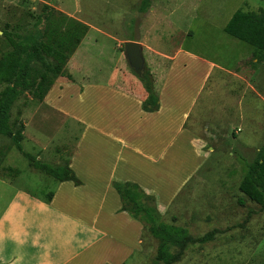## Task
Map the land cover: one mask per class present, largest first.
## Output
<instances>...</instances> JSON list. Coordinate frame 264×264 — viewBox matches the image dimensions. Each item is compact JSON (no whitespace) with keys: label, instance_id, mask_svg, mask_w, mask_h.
Here are the masks:
<instances>
[{"label":"rangeland","instance_id":"rangeland-1","mask_svg":"<svg viewBox=\"0 0 264 264\" xmlns=\"http://www.w3.org/2000/svg\"><path fill=\"white\" fill-rule=\"evenodd\" d=\"M142 1L0 0V58L11 51L7 37L33 31L45 14L44 7L52 10L48 23L51 32L66 30L68 22L64 19L86 29L63 66L66 77H59L63 82L141 83L124 56L123 45L128 40L143 42V73H148L154 83L152 71L160 73L165 66L159 54L170 55L176 48L225 59L226 65L243 54L240 63L232 66L235 74L215 73L219 83L213 90L214 100L223 104L226 114L211 117L205 113V90L186 124L201 144L207 161L161 221L187 229L195 241L176 264H264V211L239 191L244 166L259 156L264 145V53L222 30L239 9L264 10V0H150L145 13L140 11ZM41 28L38 25L37 29ZM121 77L125 80L121 81ZM4 87L0 83V92ZM67 99L61 108L84 115L89 125L93 113H103L73 96ZM10 125L14 132L23 125L22 150L53 168L67 164L83 130L79 123L27 92L13 105ZM85 141L94 149L95 159L104 151L106 142L91 131ZM181 153L174 154L172 163L179 160ZM190 156L182 154L185 166L191 165ZM88 157L87 154L85 160L90 161ZM176 172L166 165L155 168L153 185L162 190L166 187L162 193L169 194L176 185ZM55 184L51 177L34 170L9 138L0 137V216L14 191L44 198L53 193ZM208 235L206 242H198ZM142 247L143 257L127 264H152L157 243L145 229Z\"/></svg>","mask_w":264,"mask_h":264},{"label":"crops","instance_id":"crops-1","mask_svg":"<svg viewBox=\"0 0 264 264\" xmlns=\"http://www.w3.org/2000/svg\"><path fill=\"white\" fill-rule=\"evenodd\" d=\"M159 55L165 66L160 73L152 71L159 106L155 112L142 110L148 95L141 83L79 84L61 78L54 82L43 101L83 127L67 161L80 185L56 183L49 203L41 196L14 191L0 216V264H127L143 257L144 228L120 211L112 183L138 185L155 198L162 219L207 161L197 137L186 126L193 110L206 90L205 113L211 117L226 114L223 104L214 100L213 90L219 83L215 73L235 74L232 66L244 56L240 54L226 65L225 59L181 48ZM72 96L103 113H93L89 125L84 115L61 108L63 100ZM89 131L106 142L96 159L94 149L85 141ZM179 152V160L172 163ZM188 153L191 165L185 166L182 154ZM87 154L90 161L85 160ZM164 165L177 171L176 185L169 194L162 193L166 187L162 190L153 185L155 168Z\"/></svg>","mask_w":264,"mask_h":264},{"label":"trees","instance_id":"trees-1","mask_svg":"<svg viewBox=\"0 0 264 264\" xmlns=\"http://www.w3.org/2000/svg\"><path fill=\"white\" fill-rule=\"evenodd\" d=\"M150 0H143L140 11L145 13ZM45 8V14L38 20L33 31L26 34L16 33L6 39L11 51L0 58V83L5 87L0 92V137L9 138L30 166L51 177L55 183L71 181L79 186L68 164L50 167L37 161L22 150V130L14 132L10 125V113L13 105L23 93L27 92L42 101L44 96L59 77H65L63 66L85 36V27L77 22L64 19L68 28L64 31L51 32L48 23L52 10ZM42 26L41 29L37 27ZM223 32L253 49L264 53V10L257 12L235 11L223 27ZM147 92V99L142 104L144 112L158 110V99L154 90V81L148 73L139 78ZM112 188L121 202V212L139 222L156 241L154 261L152 264H176L184 256L188 245L195 243L187 229L161 221L152 196L147 195L138 185L113 182ZM239 191L250 202L264 211V145L259 156L243 169ZM53 193H47L43 201L49 203ZM210 235L198 240L204 243Z\"/></svg>","mask_w":264,"mask_h":264},{"label":"water","instance_id":"water-1","mask_svg":"<svg viewBox=\"0 0 264 264\" xmlns=\"http://www.w3.org/2000/svg\"><path fill=\"white\" fill-rule=\"evenodd\" d=\"M124 55L129 67L141 78L144 70V58L141 52V46L137 42H125Z\"/></svg>","mask_w":264,"mask_h":264}]
</instances>
